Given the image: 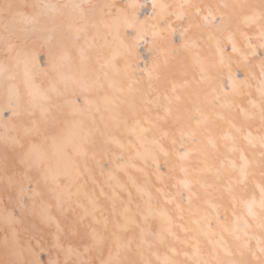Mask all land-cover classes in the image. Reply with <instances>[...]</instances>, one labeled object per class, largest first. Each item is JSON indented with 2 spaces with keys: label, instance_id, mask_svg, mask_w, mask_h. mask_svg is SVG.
<instances>
[{
  "label": "snow or ice",
  "instance_id": "6c2138e0",
  "mask_svg": "<svg viewBox=\"0 0 264 264\" xmlns=\"http://www.w3.org/2000/svg\"><path fill=\"white\" fill-rule=\"evenodd\" d=\"M120 26L134 33L126 47L137 65L143 55L147 66L138 70L146 85L121 78L114 63L111 75L86 84L91 42L100 28L115 27L119 38ZM202 34L223 37V47L219 38L215 47L227 92L222 74L218 85L207 74L217 63L201 65L199 79L187 78L181 53ZM34 39L55 40L69 61L75 52L77 74L67 79L54 57L44 60L63 90L32 84L27 46ZM0 41L10 69L23 65L28 96L22 100L19 88L7 84L0 264H264V0L124 6L0 0ZM161 45L170 54L163 63ZM193 62L200 63L198 54ZM10 69L6 81L15 79ZM121 129L134 139H117ZM29 216L54 229L52 251L40 249L46 260L20 238Z\"/></svg>",
  "mask_w": 264,
  "mask_h": 264
},
{
  "label": "bare ground",
  "instance_id": "6f19581e",
  "mask_svg": "<svg viewBox=\"0 0 264 264\" xmlns=\"http://www.w3.org/2000/svg\"><path fill=\"white\" fill-rule=\"evenodd\" d=\"M18 3H35L38 0H16ZM43 2L52 3V4H74L81 3L82 0H43ZM91 3L96 4H117L119 6H124L127 3H149L150 0H89ZM158 3H180L183 0H157ZM194 2H214V0H194ZM219 2V0H215ZM227 2H233V0H227ZM242 2V0H238ZM114 11V10H113ZM142 11V10H141ZM107 19V18H106ZM117 29L115 27L111 29L100 28V36L98 39H95L91 42V52L92 56L91 67L93 69L92 73L84 78L86 84H90L97 75L103 78V74L108 72L109 75L112 73V64L114 63L116 68L120 71V77H124L125 74L128 78L142 79L144 85L147 83V78L144 76V73L138 69H144L147 65L143 60V55H141V62L137 65L132 57L129 55L127 45H131V36L134 35L130 30H125L123 26H120L119 33L120 36H116ZM191 35V34H190ZM220 39L221 47L224 45L223 37H220L219 34H212L211 36L207 34L198 35L194 38V42L190 41L187 44V50L181 53L183 58V63L188 72V79H199L201 72V65L207 67L209 64L217 63V68L209 73L214 77L213 83L218 85L219 78L221 74L223 75V85L224 89L228 91V74L227 70L218 64L219 57L216 54L215 41ZM178 42V41H177ZM239 44V40L237 41ZM146 45L143 42H140L139 47L137 48L138 53H145ZM28 52V67L32 72L33 79L32 84L40 89H47L50 86V82L54 83L58 89L63 90L65 85L64 83L59 82L57 77V72L53 71L51 67L45 65V57L50 59L54 57V63L58 67L60 73L67 79L77 74V68L75 66V52H71L72 60L69 61L65 58L64 50L57 46V42L53 40L51 43H46L43 39H34L27 46ZM198 54L200 63L193 62V56ZM115 58V59H113ZM157 58L161 63L165 60H169L170 54L167 49L161 45L160 50L157 52ZM128 61L131 64V67H126L125 61ZM5 68L10 69L8 60L6 59L4 53L3 42L0 41V134L3 133L5 122L8 118L7 111V84H15L21 93L22 100H27V92L23 82V65L18 66L15 69H10L14 71L15 79L12 81H6V76L9 74L4 71ZM47 69L46 73L43 71ZM240 76L243 73L239 74ZM258 76V72H257ZM178 80L182 81V77L177 76ZM239 78V76L237 77ZM252 87L249 89L251 93V99H257L256 88L258 87V81L251 82ZM206 87V85H204ZM102 95V93L100 94ZM89 100L92 101L93 105L99 103V97L96 93H89ZM66 98H71V92L69 91L66 95ZM227 99H232L231 96L226 97ZM249 97L243 98L244 107H248L246 100ZM77 103H80L77 100ZM67 108H71V105H68ZM131 124V120H129ZM117 139L122 142H127L133 140L134 138L127 133L123 132V129L115 133ZM75 142V138L73 137ZM46 153L51 157L52 149L50 145L44 146ZM117 153L120 149L114 148ZM71 152V148H69ZM55 171V168L53 169ZM251 191V189H250ZM258 195V193H257ZM6 209V203L2 197H0V259H3V240L5 235V226H4V214ZM239 211V208L237 209ZM20 229V238L22 241H25L33 246V248L38 253V258L46 260L47 256L43 252H40V249H46L52 251V237L51 232L54 231L53 228H50L46 224L42 223L39 216H29L24 218Z\"/></svg>",
  "mask_w": 264,
  "mask_h": 264
}]
</instances>
